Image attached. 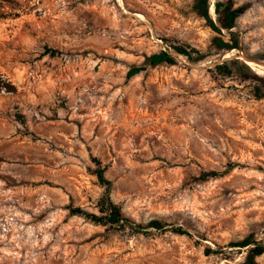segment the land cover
I'll use <instances>...</instances> for the list:
<instances>
[{
	"label": "rangeland",
	"instance_id": "1",
	"mask_svg": "<svg viewBox=\"0 0 264 264\" xmlns=\"http://www.w3.org/2000/svg\"><path fill=\"white\" fill-rule=\"evenodd\" d=\"M193 1L0 0V75L15 87L0 92V264H244L249 247L232 243L264 245V98L253 95L264 69L250 64L264 67V0H219L249 6L230 51ZM176 43L205 58L127 78ZM232 59L234 76L212 71ZM92 158L124 216L167 226L121 232L71 216L98 211ZM209 171L223 174L198 179Z\"/></svg>",
	"mask_w": 264,
	"mask_h": 264
},
{
	"label": "trees",
	"instance_id": "2",
	"mask_svg": "<svg viewBox=\"0 0 264 264\" xmlns=\"http://www.w3.org/2000/svg\"><path fill=\"white\" fill-rule=\"evenodd\" d=\"M210 5L211 0H194L192 7L196 14L205 20L211 30L220 35L219 37L214 38L213 45L222 51L240 49L241 47L239 42L234 38L235 32L233 29L236 26L237 19L245 14L249 6L247 4H243L234 7L231 3L217 0L213 3L215 16L212 17L209 12ZM223 31L228 33V41L221 36ZM169 46L172 51L161 50L145 57L142 65H133L127 72V78H131L147 68L176 65L178 62V56H182L189 62H197L205 58V56L198 49L191 47L188 44L176 43L175 45ZM45 52L50 56H54L56 51L46 47ZM234 63H237L235 59L225 60L221 63H217L213 67L212 71L219 76L232 77L235 73L233 68ZM243 66L248 69L246 65ZM254 76L260 82L259 85L253 89V95L257 100H260L264 98V73L262 75ZM14 90L15 87L0 75V92H13ZM92 161L95 165V169H90L89 171L97 178L99 185L104 189L96 205L98 211L95 213L84 210L80 207L69 206L68 210L71 216H78L96 225L121 232L129 231L132 233L147 234L149 232L148 230H161L167 226L158 220H150L146 223H137L124 216L120 205L117 204L110 196L112 182L105 177V172L108 166L106 164L103 165L97 158H92ZM228 167L230 169L232 168V165H228ZM222 174L223 173L217 171L203 172L200 174L198 179L206 181L209 178L220 177ZM171 231L179 235H190L188 231L184 230L182 227H172ZM251 245L254 246L250 247ZM230 246L240 248L249 247V253L245 258L244 264H256L255 259L264 254V245L252 241V236H248L241 241L232 243Z\"/></svg>",
	"mask_w": 264,
	"mask_h": 264
},
{
	"label": "bare ground",
	"instance_id": "3",
	"mask_svg": "<svg viewBox=\"0 0 264 264\" xmlns=\"http://www.w3.org/2000/svg\"><path fill=\"white\" fill-rule=\"evenodd\" d=\"M250 64L252 65L253 69H255V70L259 71V72H260V69H264V67L259 65V64H256V63H253V62H250ZM259 72H257V73H259Z\"/></svg>",
	"mask_w": 264,
	"mask_h": 264
},
{
	"label": "water",
	"instance_id": "4",
	"mask_svg": "<svg viewBox=\"0 0 264 264\" xmlns=\"http://www.w3.org/2000/svg\"><path fill=\"white\" fill-rule=\"evenodd\" d=\"M246 61H251V60H246ZM252 62V61H251ZM247 64V63H246Z\"/></svg>",
	"mask_w": 264,
	"mask_h": 264
}]
</instances>
